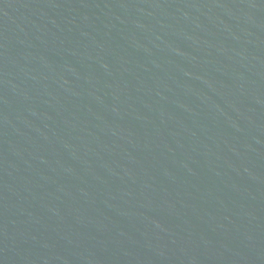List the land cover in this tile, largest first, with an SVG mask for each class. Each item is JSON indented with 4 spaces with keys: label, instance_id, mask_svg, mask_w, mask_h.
Here are the masks:
<instances>
[{
    "label": "water",
    "instance_id": "water-1",
    "mask_svg": "<svg viewBox=\"0 0 264 264\" xmlns=\"http://www.w3.org/2000/svg\"><path fill=\"white\" fill-rule=\"evenodd\" d=\"M0 264H264V0H0Z\"/></svg>",
    "mask_w": 264,
    "mask_h": 264
}]
</instances>
